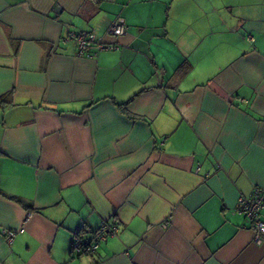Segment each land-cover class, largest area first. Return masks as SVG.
I'll use <instances>...</instances> for the list:
<instances>
[{
  "label": "crops",
  "instance_id": "crops-1",
  "mask_svg": "<svg viewBox=\"0 0 264 264\" xmlns=\"http://www.w3.org/2000/svg\"><path fill=\"white\" fill-rule=\"evenodd\" d=\"M255 187L264 0H0V264H264ZM80 219L117 234L75 255Z\"/></svg>",
  "mask_w": 264,
  "mask_h": 264
},
{
  "label": "built area",
  "instance_id": "built-area-1",
  "mask_svg": "<svg viewBox=\"0 0 264 264\" xmlns=\"http://www.w3.org/2000/svg\"><path fill=\"white\" fill-rule=\"evenodd\" d=\"M126 29L127 25L118 20L109 27L108 33L118 36L122 35ZM66 37L72 39L76 44L77 56L79 57H93L98 51L111 48V46L105 45L92 33L88 34L83 31H69ZM246 38L247 40L254 41V37L251 34H248ZM235 210L237 213L244 215L250 223L254 232V240L260 241L261 239H264V189L255 187L249 195H240L237 199ZM23 223H25V220ZM23 231L24 226L22 225L16 230L2 229L1 233L7 242H11L16 233H21ZM117 231V221L114 223H108L103 220L89 235L84 229V220L80 219L78 225L72 232L70 250L75 255L95 253L100 248V245L110 236L117 234Z\"/></svg>",
  "mask_w": 264,
  "mask_h": 264
},
{
  "label": "trees",
  "instance_id": "trees-1",
  "mask_svg": "<svg viewBox=\"0 0 264 264\" xmlns=\"http://www.w3.org/2000/svg\"><path fill=\"white\" fill-rule=\"evenodd\" d=\"M123 112H125V110H123ZM128 116H129V115H128ZM91 232H92V231H91ZM91 232H90V233H91ZM85 233H86V232H85ZM89 235H90V234H89ZM89 235H88V236H89Z\"/></svg>",
  "mask_w": 264,
  "mask_h": 264
}]
</instances>
